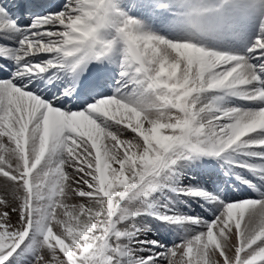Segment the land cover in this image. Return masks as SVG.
<instances>
[{
  "label": "snow or ice",
  "instance_id": "1",
  "mask_svg": "<svg viewBox=\"0 0 264 264\" xmlns=\"http://www.w3.org/2000/svg\"><path fill=\"white\" fill-rule=\"evenodd\" d=\"M0 264H264V0H0Z\"/></svg>",
  "mask_w": 264,
  "mask_h": 264
}]
</instances>
